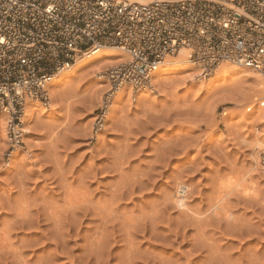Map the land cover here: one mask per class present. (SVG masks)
<instances>
[{
    "label": "rangeland",
    "instance_id": "rangeland-1",
    "mask_svg": "<svg viewBox=\"0 0 264 264\" xmlns=\"http://www.w3.org/2000/svg\"><path fill=\"white\" fill-rule=\"evenodd\" d=\"M93 66L55 86L20 147L3 109L0 264H264V149L251 141L264 98L227 100L223 80L199 91L178 70L100 121L106 91L89 96L99 79L109 89L94 73L109 67Z\"/></svg>",
    "mask_w": 264,
    "mask_h": 264
},
{
    "label": "built area",
    "instance_id": "built-area-1",
    "mask_svg": "<svg viewBox=\"0 0 264 264\" xmlns=\"http://www.w3.org/2000/svg\"><path fill=\"white\" fill-rule=\"evenodd\" d=\"M103 46L129 57L104 73L103 115L117 88L147 87L182 48L207 76L221 62L264 74V0H0V109L12 149L23 144L26 103L47 106L54 76Z\"/></svg>",
    "mask_w": 264,
    "mask_h": 264
},
{
    "label": "bare ground",
    "instance_id": "bare-ground-1",
    "mask_svg": "<svg viewBox=\"0 0 264 264\" xmlns=\"http://www.w3.org/2000/svg\"><path fill=\"white\" fill-rule=\"evenodd\" d=\"M84 57H88L90 59H88L85 62L79 63V65H77L78 64L77 61L78 60L80 61V59L83 58V57H81V58L77 59L75 61V63H73L71 66H69L65 70L60 71L59 73H57L54 76V78L51 80V82H49V84L47 85V88H46V92L48 95L50 94V96H52V93H53L52 90L55 88V86L57 84H59L60 81L72 76L75 69L83 70L87 67L89 68V66L94 67L93 65H95L97 63H98V65H99V63H102L104 66H108L109 68L107 70H109V69H113L116 64L124 63L129 59L128 55L125 52L118 50L115 47H110V46L100 47V48L96 49L92 54L86 55ZM98 67H96V68H98ZM178 70H182L185 72H189V70L190 71L192 70L191 72L188 73V74H191L190 80H194V81L196 80L198 90L200 89L202 91H204L205 89H214L215 87H219V85L221 83H223V82L220 83V81L223 80L225 84L224 85L221 84V86L223 88L222 91L226 92V94L223 93V94H225V97L224 96L223 97L227 100H228L227 97L230 96L231 94H232L231 96H233V94H234L233 97H236V95L238 94V98L236 97V99H239V101H242V100L243 101H249L248 94L250 92H257L260 95V97L264 98V74L262 72H260L259 70L249 68L246 66H242V65H236V64L221 62L210 72V74L208 76L211 75V77L206 80V78L208 76L206 74H204L203 71L200 70L198 63L194 62L193 60H191L189 58L188 50L182 48V49L178 50V52L174 53L173 55H167L164 58V60H162V62H160L156 66V68L151 72L150 81H149V84L147 87L142 88V89H131L127 84H122L119 88H117L115 90V93L111 97L106 98L107 99V101H106L107 106H106L104 115L102 116L100 121L105 120V118H107V116H111L110 113L112 114V111H114L115 106H117V104L121 100L128 99L129 97L135 99L138 95L140 96L144 93L148 94V95H149V93H157V95H158V92H160V94H161V91L164 90L162 88H164L166 86V84H168L167 82L164 81L165 76L167 79V76L169 73H172V72L178 71ZM102 71H103V69H98L94 73L97 74L99 76V78H102V77H105L104 73L101 74ZM208 80H209V82H207ZM106 88H107L106 82L103 83V80L99 79L98 81L95 82V89L93 91L94 94H91L89 96V98L90 99L92 98V100L94 99L93 102H95V99H98V97L102 94V92L108 91V89L106 90ZM227 92H229V94ZM227 94H228V96H227ZM239 95L241 96L242 99L239 97ZM257 97L258 96H254L253 100L255 101L257 99ZM231 98L232 97H230L229 100H231ZM103 100H104V97H103ZM227 100H225V101H227ZM238 102L236 100L237 104H238ZM253 106H256V105H253ZM258 106L261 108H259ZM258 106H256L257 108H259L258 111L263 113L264 112V99L260 100L258 102ZM41 108H42L41 103L38 101L27 102L25 107H24V115L22 116L23 124L29 123L30 121H32L34 114L35 113L37 114L38 111H41ZM1 110H2L1 111V113H2L3 109H1ZM249 110H250V108L248 107L247 111H249ZM255 111H254L255 115H257L258 113H256V112H258V111H256V112ZM3 115H4L3 113H2V115L0 114L1 117H3ZM252 115H254V114L252 113ZM258 116H260V114ZM263 116H264V114L262 115V118H260V119H263ZM254 119H258V118L254 117ZM257 123H259V121ZM23 130H24V135H26L24 127H23ZM4 136H5V133L3 130L1 137H4ZM251 141H252V151H254L256 153V155H257L258 151L264 149V138L262 137V135L260 133L254 134ZM16 150H18V149H16ZM254 152H253V154L255 155ZM253 158H254V160L253 159L252 160L256 162V156H254ZM77 193H79V192H77ZM71 194H72V192H71ZM75 195H77V194H75ZM79 195H83V194L81 193ZM79 195H77V196L79 197ZM83 196L81 197V199L83 198ZM179 198H180V194L179 195L177 194L176 195V202H178ZM75 199H76V197H75ZM77 199H80V198H77ZM77 199L75 201H77ZM167 200H169V199H167ZM89 201H90V199H89ZM165 202L166 201H164V203ZM100 210H101V208H100ZM218 212H219V210H218ZM220 214L221 213H219V215ZM199 222H200V220H199Z\"/></svg>",
    "mask_w": 264,
    "mask_h": 264
},
{
    "label": "snow or ice",
    "instance_id": "snow-or-ice-1",
    "mask_svg": "<svg viewBox=\"0 0 264 264\" xmlns=\"http://www.w3.org/2000/svg\"><path fill=\"white\" fill-rule=\"evenodd\" d=\"M189 79H191V78H189ZM194 264H195V262H194Z\"/></svg>",
    "mask_w": 264,
    "mask_h": 264
}]
</instances>
